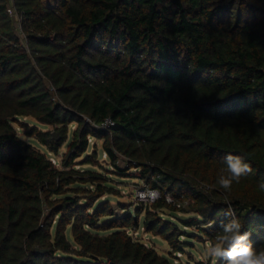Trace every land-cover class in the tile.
<instances>
[{"label": "trees", "instance_id": "16d2710c", "mask_svg": "<svg viewBox=\"0 0 264 264\" xmlns=\"http://www.w3.org/2000/svg\"><path fill=\"white\" fill-rule=\"evenodd\" d=\"M90 137L115 174L161 197L118 214L104 197L121 191ZM64 144L58 166L49 154ZM227 154L253 168L230 192L217 184ZM259 182L264 0H0V264H181L193 246L182 238L214 242L229 205L264 247ZM166 210L195 217L180 225ZM141 226L169 255L130 232Z\"/></svg>", "mask_w": 264, "mask_h": 264}, {"label": "rangeland", "instance_id": "374dc122", "mask_svg": "<svg viewBox=\"0 0 264 264\" xmlns=\"http://www.w3.org/2000/svg\"><path fill=\"white\" fill-rule=\"evenodd\" d=\"M23 37V35H22ZM24 121L29 122L30 124H37L39 127H41L44 130L47 129H51L54 130V127L52 125H44L41 124L39 122H37L34 118L32 117H25L23 118ZM77 126L76 123H73L70 126L71 131L73 129H75ZM21 135L24 136L23 131H20ZM25 139L32 141L34 143H37L34 139H30L28 137H25ZM90 143H91V147L89 148V153L92 152L93 148L92 146L94 144L97 145V159L99 161V163L101 165H103L104 169H107L110 173L109 176L112 180L113 185H115V187L117 189H119L121 191V196H105L104 198H108L110 199L111 203L113 204V206L116 209V212L118 214L122 213L120 204H125V205H134L136 204L137 197H136V192L137 189L141 188V187H145L146 184L144 182H142L140 179L138 178H134V177H128V176H119L117 174H115V170L114 168L110 165L109 159L107 157L106 152L103 151L102 149V140H97L96 138L90 137ZM43 150H45L42 147ZM67 151V144H64L58 155H54V154H49L52 161L56 162V164L58 166L61 165V159L63 154ZM122 164V166L124 165L123 162H120ZM99 164V165H100ZM77 167H80L81 169H85V168H92V169H100V167L98 165H92V164H83V165H77ZM103 171V170H102ZM132 173L137 172L136 169H133L131 171ZM129 175V174H126ZM161 197L160 193L159 196L157 197V199H159ZM156 199V200H157ZM142 202H150V201H142ZM190 199H186L182 204L181 207H183L184 209H188L190 207ZM131 210L134 211V206H131ZM143 215L141 216V221L143 218ZM165 216L167 218H170L173 221L179 222L180 219L186 221L188 220L190 217H195V214H193V212H175V211H170V210H166V214ZM179 224L181 225V223L179 222ZM182 229H184L185 231L189 232V233H200L198 228L196 227H183ZM135 237H139L141 240H143L145 243L154 246L161 254L164 255H169L171 248L168 244L167 241L163 240L161 237L159 236H155L152 235L150 233H147L143 230V227L141 226L137 231L132 230L130 231ZM185 241H189L191 243H193L192 247L187 246L186 247V251L185 253H177V256L174 257V261L175 263H181V264H197V262L199 260L202 261H208L205 256H204V250L206 247V244L209 243L210 241L206 238H204L203 242H199L196 240H193V238H189V237H184L182 238Z\"/></svg>", "mask_w": 264, "mask_h": 264}, {"label": "clouds", "instance_id": "9594fccd", "mask_svg": "<svg viewBox=\"0 0 264 264\" xmlns=\"http://www.w3.org/2000/svg\"><path fill=\"white\" fill-rule=\"evenodd\" d=\"M224 160L227 164L222 171L226 174L218 177L217 184L226 192H230L233 184H238L242 178L248 177L253 168L240 155L227 154ZM258 187L264 191V182H259ZM142 195L155 199L158 193L151 191ZM225 215L231 219L221 225V231L215 236L214 242L206 244L205 258L211 261V264H218L219 261H224L225 264H264V247L254 246L251 233L242 232L243 224L230 205Z\"/></svg>", "mask_w": 264, "mask_h": 264}, {"label": "built area", "instance_id": "2783aa9c", "mask_svg": "<svg viewBox=\"0 0 264 264\" xmlns=\"http://www.w3.org/2000/svg\"><path fill=\"white\" fill-rule=\"evenodd\" d=\"M8 12L11 14V16H13V18L15 19V21H16L18 27H19L20 24H19V21H18V20H19V19H18V16H17V14L15 13V10H14V8H13V6H12L11 3H10V5H9ZM112 124H114V122H113L110 118H107V119L105 120V122L103 123L102 126H103V127H108V126H110V125H112ZM54 163H56V162L54 161ZM151 191H155L156 193H158V196H159V193H160V192H159L157 189H152V188H150V187L145 186V187H141V188L137 189V192H136L137 200H138V201H150V202L155 201L157 198L152 199V198H151L150 196H148V195H142V194H145V193H148V192H151ZM158 196H157V197H158ZM166 200H167L169 203L176 204L177 207H181V204H182V203L177 202V201H176L171 195H169V194L166 195Z\"/></svg>", "mask_w": 264, "mask_h": 264}, {"label": "water", "instance_id": "95a60500", "mask_svg": "<svg viewBox=\"0 0 264 264\" xmlns=\"http://www.w3.org/2000/svg\"><path fill=\"white\" fill-rule=\"evenodd\" d=\"M54 137L58 138V135L56 133H53ZM36 252H39V253H45L47 252V250L45 249H41V248H37L36 249Z\"/></svg>", "mask_w": 264, "mask_h": 264}]
</instances>
